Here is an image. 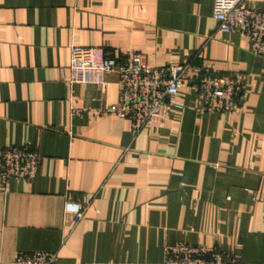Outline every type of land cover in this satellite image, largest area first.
<instances>
[{"label": "crops", "instance_id": "1", "mask_svg": "<svg viewBox=\"0 0 264 264\" xmlns=\"http://www.w3.org/2000/svg\"><path fill=\"white\" fill-rule=\"evenodd\" d=\"M263 9L264 0H245ZM118 63L186 65L166 120L137 134L106 114V86H69L70 48ZM239 81L238 108L196 106L205 76ZM34 147L32 179L0 176V264L55 253L58 264H162L164 247H217L264 264V58L218 30L213 0H0V150ZM92 198L72 226L66 200Z\"/></svg>", "mask_w": 264, "mask_h": 264}, {"label": "built area", "instance_id": "2", "mask_svg": "<svg viewBox=\"0 0 264 264\" xmlns=\"http://www.w3.org/2000/svg\"><path fill=\"white\" fill-rule=\"evenodd\" d=\"M213 18L223 33H237L249 44L253 56L264 58V8L245 5V0H213ZM186 65L166 64L149 67L140 54L134 53L127 63H118L102 48L72 46L67 84L106 86L105 76L118 74L117 101L106 114L127 120L137 134L145 126L166 120L185 84ZM196 106L203 112L225 114L238 108L240 84L231 76L205 75L197 81ZM42 161L34 147H9L0 150V176L3 182L32 179ZM92 198L68 199L63 213L75 226L91 206ZM162 264H236L217 247L190 245L184 242L164 247ZM13 264H58L55 253H17Z\"/></svg>", "mask_w": 264, "mask_h": 264}]
</instances>
